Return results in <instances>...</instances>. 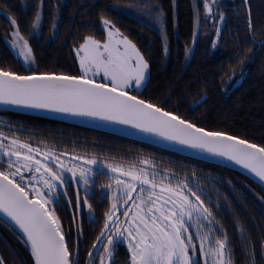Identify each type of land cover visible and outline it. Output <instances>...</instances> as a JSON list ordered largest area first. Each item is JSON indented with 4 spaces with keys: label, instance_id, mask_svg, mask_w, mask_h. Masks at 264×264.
<instances>
[{
    "label": "snow or ice",
    "instance_id": "1",
    "mask_svg": "<svg viewBox=\"0 0 264 264\" xmlns=\"http://www.w3.org/2000/svg\"><path fill=\"white\" fill-rule=\"evenodd\" d=\"M201 2L205 20H215L217 16L220 21L224 19L223 12H213L215 0ZM147 3L151 4L152 0ZM44 4L45 0H36L31 21L34 32L42 26ZM138 8L153 16L163 28L161 5ZM57 11L58 5H54L53 28ZM0 14L12 26L5 39H10L11 47L25 64L34 63L33 49L15 16L2 8ZM101 21L105 38L84 36L74 46L79 60L78 75L31 69L19 73L0 67V103L58 109L130 125L201 153L227 158L264 181V144L227 131L210 130L133 95L146 79L149 63L110 19L101 17ZM248 27L251 32L250 16ZM215 32L219 37L218 26ZM252 40L264 45V40L256 41L254 33ZM212 44H216V39ZM202 99L193 104L198 105ZM26 131L23 126L0 121V213L22 230L34 264H81L79 248L74 247L71 232L66 236L57 214L61 196L66 197V177L83 186L85 195L81 197L77 188L75 196L78 208L81 203L92 208L89 196L95 197L97 187L101 189L98 202L109 201L100 235L86 250L89 257L86 264H97V258L98 264H109L121 241L127 245L128 264H200L195 258L197 250L204 257V264H234L235 248L213 208L215 205L218 210L220 205L212 200L195 171L181 176L167 168L148 167L147 158L141 159L144 166L136 167L109 163L82 153L59 152L46 144L29 142L30 137L22 138L20 133ZM97 175H106L108 183L98 184ZM202 197H208L207 202ZM235 223L244 241L245 256L254 264L255 246L244 240L243 224ZM98 248L103 251H97ZM261 254L264 255V240ZM0 264H4L3 257Z\"/></svg>",
    "mask_w": 264,
    "mask_h": 264
},
{
    "label": "trees",
    "instance_id": "2",
    "mask_svg": "<svg viewBox=\"0 0 264 264\" xmlns=\"http://www.w3.org/2000/svg\"><path fill=\"white\" fill-rule=\"evenodd\" d=\"M155 4L162 7L163 28L153 16L138 8ZM35 5L36 0H0V8L17 19L34 56V63L27 66L15 54L5 39L12 26L0 14V67L19 73L31 69L78 75L79 60L74 46L81 43L84 36L105 38L101 21V17H105L136 44L149 63L146 85L133 91V95L162 105L210 130L227 131L264 144V45L259 46L252 40V33L256 41L264 39V0L221 1L219 12H223L224 19L215 45L212 44L215 25L204 19L201 0H152L151 4L147 0H45L42 26L34 32L31 21ZM54 5H58L55 28L52 26ZM241 76L240 83L230 81L232 77ZM200 98H203L201 103L193 104ZM0 121L23 126L27 131L20 133L22 138L30 137L29 142L39 146L46 144L59 152L134 164H141V159L147 158L156 169L167 168L181 176L195 171L212 200L220 205L218 210L215 205L213 208L235 248L234 264H252L245 256L244 241L236 221L246 229L244 240H250L255 246L254 264H264L261 254L264 187L249 176L222 165L73 123L5 110H0ZM96 181L104 185L108 178L97 175ZM77 188L81 197L85 195L82 187L69 184L66 197L61 196L57 214L66 236L71 232L74 247L79 248L81 264H86L89 259L86 250L100 235L103 213L108 210L109 201L98 202L101 189H94L95 197L89 196L93 213L90 219L86 206L81 203L78 208L75 204ZM202 198L207 202L208 197ZM0 257L4 264H34L23 236L1 217ZM128 258L126 247L120 245L114 264H128Z\"/></svg>",
    "mask_w": 264,
    "mask_h": 264
},
{
    "label": "water",
    "instance_id": "3",
    "mask_svg": "<svg viewBox=\"0 0 264 264\" xmlns=\"http://www.w3.org/2000/svg\"><path fill=\"white\" fill-rule=\"evenodd\" d=\"M261 45L262 44L259 43V46ZM0 110L13 111L17 113H24V114L44 117L48 119L73 123L88 128L104 131L107 133L127 137L144 143H148L185 156H189L195 159H199L202 161H206L234 169L249 176L250 178L254 179L264 187V181H261V179L257 177L254 173H252L250 170L244 168L241 165L236 164L234 161L228 160L227 158L213 156L207 153H201L197 150L191 149L177 142H172L164 138L155 136L153 134L144 133L141 130L136 129L130 125H124L119 122L81 116L74 113L64 112L58 109H45V108H38L29 105H13V104L0 103ZM0 217L3 220H5L7 223H9L12 227H14L23 236L22 230L19 229L18 225H16L14 221H11L10 218L5 217L3 213H0ZM29 251H30V247H29Z\"/></svg>",
    "mask_w": 264,
    "mask_h": 264
},
{
    "label": "rangeland",
    "instance_id": "4",
    "mask_svg": "<svg viewBox=\"0 0 264 264\" xmlns=\"http://www.w3.org/2000/svg\"><path fill=\"white\" fill-rule=\"evenodd\" d=\"M221 1H223V0H215V5L213 6V12L214 13H217V12H219V5H220V2ZM214 25H215V28L218 26L219 28H220V24H221V21L219 20V17L217 16L216 18H215V20H210ZM213 39H217V36H216V32L214 31V38ZM7 41H8V43L10 44V39H7ZM10 46H11V44H10ZM13 49V48H12ZM14 50V52H15V54L18 56V57H20L19 55H18V52H17V50L16 49H13ZM22 58V57H21ZM23 60V59H22ZM32 64V63H31ZM31 64H26L27 66H30ZM243 73L244 72H242V74L241 75H243ZM148 78H149V68H148V70H147V76H146V79L144 80V81H142V84H141V86H140V88L138 89V90H141V89H143L144 88V86L146 85V82H147V80H148ZM242 78H243V76H241V77H238V78H234V77H232V79L230 80V81H234V83H240L241 81H242ZM88 157H92V156H88ZM98 160H102V159H98ZM109 163H117V164H123V165H127V164H134V163H121V162H116V161H108ZM136 167H141V166H144V165H142V164H134ZM152 166V164L150 163L149 165H148V167H151ZM158 170V169H157ZM105 171H107V170H105ZM106 176V175H105ZM107 177V176H106ZM66 179L68 180V183H66L65 184V189H66V187L69 185V184H74L75 186H78V185H76L74 182H72V180H71V178L70 177H66ZM107 184V183H106ZM115 184V181H113V185ZM105 185V184H104ZM80 187H82L83 188V186L82 185H79ZM84 190V189H83ZM86 209H87V212H88V216H89V218L91 219L92 217H93V213H92V211L90 210V209H88L87 207H86ZM124 217L123 216H121V219H123ZM120 245H124L125 247H126V249H127V245H126V243L125 242H123V241H121V243L117 246V250H115L114 251V253H113V258H112V260H110L109 261V264H113V261L115 260V258H116V254H117V251H118V249L120 248ZM97 251H103V249L102 248H98L97 249ZM127 251H128V249H127ZM129 253V252H128ZM195 258L196 259H199L200 260V264H204V257H202L201 255H200V253H199V250H197V252H196V256H195ZM97 264H98V258H97ZM121 264V263H120ZM122 264H125V263H122ZM209 264H210V262H209Z\"/></svg>",
    "mask_w": 264,
    "mask_h": 264
}]
</instances>
